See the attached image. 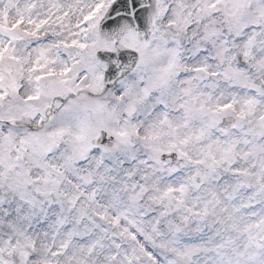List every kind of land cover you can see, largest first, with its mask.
Segmentation results:
<instances>
[{
  "label": "snow or ice",
  "instance_id": "6c2138e0",
  "mask_svg": "<svg viewBox=\"0 0 264 264\" xmlns=\"http://www.w3.org/2000/svg\"><path fill=\"white\" fill-rule=\"evenodd\" d=\"M0 264H264V0H0Z\"/></svg>",
  "mask_w": 264,
  "mask_h": 264
}]
</instances>
